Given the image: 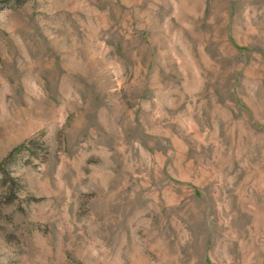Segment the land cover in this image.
I'll return each mask as SVG.
<instances>
[{
	"label": "rangeland",
	"instance_id": "rangeland-1",
	"mask_svg": "<svg viewBox=\"0 0 264 264\" xmlns=\"http://www.w3.org/2000/svg\"><path fill=\"white\" fill-rule=\"evenodd\" d=\"M0 264H264V0H0Z\"/></svg>",
	"mask_w": 264,
	"mask_h": 264
}]
</instances>
